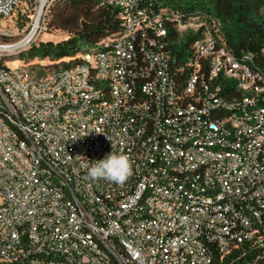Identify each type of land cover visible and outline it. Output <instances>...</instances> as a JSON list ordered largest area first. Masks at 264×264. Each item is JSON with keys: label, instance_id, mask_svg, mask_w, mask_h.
<instances>
[{"label": "built area", "instance_id": "2783aa9c", "mask_svg": "<svg viewBox=\"0 0 264 264\" xmlns=\"http://www.w3.org/2000/svg\"><path fill=\"white\" fill-rule=\"evenodd\" d=\"M54 1L0 0V21L26 5L27 31L40 21L35 44ZM100 2L122 29L69 68L36 77L0 51V264H214L235 252L264 264L255 56L236 55L201 12ZM0 25V37L15 35ZM111 152L132 162L123 185L88 176Z\"/></svg>", "mask_w": 264, "mask_h": 264}, {"label": "trees", "instance_id": "16d2710c", "mask_svg": "<svg viewBox=\"0 0 264 264\" xmlns=\"http://www.w3.org/2000/svg\"><path fill=\"white\" fill-rule=\"evenodd\" d=\"M157 2L160 7H170L185 16L201 12L217 19L227 46L236 55L253 54L256 65L264 74V0H157ZM13 15L15 25L21 28L31 20V16L22 15L19 10H15ZM45 15L50 18V28L63 30L72 35L56 43L40 41L32 44L25 57L49 59L54 62L69 60L68 63H62L59 68H69L76 64L78 54L84 48L95 47L103 39L117 34L122 29L116 11L101 5L100 0H55L47 8ZM171 31L175 34L173 28ZM195 39L196 36L187 35L184 42L172 48L173 52L179 56L185 54L184 51ZM232 86L231 82L222 85L223 89L225 87L231 89ZM237 256L236 252L224 259L216 256L214 264H239Z\"/></svg>", "mask_w": 264, "mask_h": 264}, {"label": "rangeland", "instance_id": "374dc122", "mask_svg": "<svg viewBox=\"0 0 264 264\" xmlns=\"http://www.w3.org/2000/svg\"><path fill=\"white\" fill-rule=\"evenodd\" d=\"M18 10H23L26 13H28L26 5L24 4L21 5L18 8ZM13 16H11L9 19L0 21V24L2 23L8 29L12 30L15 33V35L9 38L0 37V44H15L16 42L24 38L28 32L27 29L32 19L27 22L25 27L21 28L15 25L16 21ZM15 17H16V14H15ZM49 21H50V18L46 17L45 15L41 21V24H43V26L46 27V30H43L42 33H40V36L37 39L36 44L39 43L40 41H53L55 43L60 42V41L66 40L68 37L72 35L63 30H55L53 28H50ZM30 46L31 45H27L26 47L19 49L21 52H18V50L15 51L11 56L5 58L4 60H6L8 65L10 66H13V65L25 66L30 71V73L36 77L46 76L47 74L61 67L62 63L69 62V60H65L62 62H54L49 59L40 60V59L27 58L25 57V54H26V51L30 48Z\"/></svg>", "mask_w": 264, "mask_h": 264}, {"label": "clouds", "instance_id": "9594fccd", "mask_svg": "<svg viewBox=\"0 0 264 264\" xmlns=\"http://www.w3.org/2000/svg\"><path fill=\"white\" fill-rule=\"evenodd\" d=\"M132 174V162L129 156L123 153L111 152L103 159L92 162L88 168L90 178L105 179L117 185H123Z\"/></svg>", "mask_w": 264, "mask_h": 264}, {"label": "bare ground", "instance_id": "6f19581e", "mask_svg": "<svg viewBox=\"0 0 264 264\" xmlns=\"http://www.w3.org/2000/svg\"><path fill=\"white\" fill-rule=\"evenodd\" d=\"M45 0H42V3H44ZM39 17L36 18V21L33 23L31 30L28 31L26 36L22 38L20 41L16 42L15 44H7L6 46H0V51L3 52H14L18 49L26 47L31 39H33L34 36H36V32L39 28ZM30 32V33H29Z\"/></svg>", "mask_w": 264, "mask_h": 264}]
</instances>
